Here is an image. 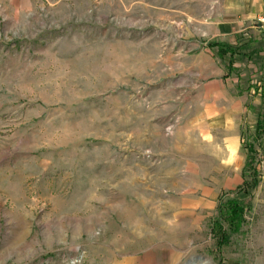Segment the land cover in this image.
<instances>
[{"label": "rangeland", "instance_id": "obj_1", "mask_svg": "<svg viewBox=\"0 0 264 264\" xmlns=\"http://www.w3.org/2000/svg\"><path fill=\"white\" fill-rule=\"evenodd\" d=\"M221 1L0 0V264H264V136L246 224L209 234L264 106V33L212 37ZM216 67L243 97H204Z\"/></svg>", "mask_w": 264, "mask_h": 264}, {"label": "trees", "instance_id": "obj_2", "mask_svg": "<svg viewBox=\"0 0 264 264\" xmlns=\"http://www.w3.org/2000/svg\"><path fill=\"white\" fill-rule=\"evenodd\" d=\"M219 47L227 50L221 43L210 44V47ZM228 53L233 54L230 50ZM249 105H245L248 108ZM241 143L243 142L244 132L241 129ZM264 136V106L259 115L255 133L251 143H244L243 150L246 152V161L242 171L243 182L235 190L222 194L218 197L215 207V215L210 220L209 234L211 239L215 241L217 249L230 244V237L239 234L243 226L246 224L245 214L250 209L249 200L251 191L256 186V178L258 171L256 166H253V156L257 154L254 144L258 143ZM234 194L235 198H226L227 195ZM242 196V197H241Z\"/></svg>", "mask_w": 264, "mask_h": 264}, {"label": "crops", "instance_id": "obj_3", "mask_svg": "<svg viewBox=\"0 0 264 264\" xmlns=\"http://www.w3.org/2000/svg\"><path fill=\"white\" fill-rule=\"evenodd\" d=\"M221 12L219 13L216 23L217 27L213 30L210 35L214 38H225V39H234L239 38L240 36L237 35V32H239V29L243 27L244 22H254L257 15L260 14L262 9L264 8V0H222L221 1ZM254 28L258 29L259 32H262L258 26L254 24ZM241 31V30H240ZM233 35V36H232ZM236 35V36H235ZM235 40V39H234ZM219 43V42H216ZM231 44V43H229ZM243 52V51H241ZM240 51L237 54L241 53ZM259 53L255 52L252 56H248V72H252L250 78L247 80H251L249 85H251L249 88V95L246 97H252L254 95V92H262L261 88L259 87V83H255V73L257 71V64L261 58L263 59L264 55V47H262L259 51ZM259 57H256L257 54ZM211 54V53H210ZM228 56V67L230 69H237L239 68V65L236 64V62L233 61V58H235L234 54H227ZM264 65L263 63H261ZM213 70V67L211 68ZM217 71H215L217 79L211 81L209 83L210 89H206L207 92H205L204 97H243L242 92L238 91L235 95H232L230 93H227L226 86L230 82H240L239 78L232 79V75H228L225 73L224 69L221 67H216ZM254 84H257L254 91L250 90L254 88ZM251 94V95H250ZM240 103L235 102L233 105L234 107H239ZM244 108L246 109L245 105ZM241 134V130H240ZM240 140L241 136L239 135Z\"/></svg>", "mask_w": 264, "mask_h": 264}, {"label": "built area", "instance_id": "obj_4", "mask_svg": "<svg viewBox=\"0 0 264 264\" xmlns=\"http://www.w3.org/2000/svg\"><path fill=\"white\" fill-rule=\"evenodd\" d=\"M254 24L264 33V8L259 15L255 18Z\"/></svg>", "mask_w": 264, "mask_h": 264}]
</instances>
